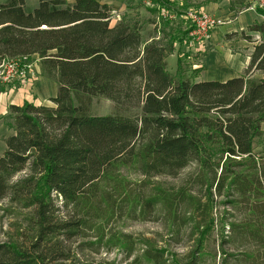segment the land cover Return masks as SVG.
I'll return each mask as SVG.
<instances>
[{
	"label": "trees",
	"instance_id": "16d2710c",
	"mask_svg": "<svg viewBox=\"0 0 264 264\" xmlns=\"http://www.w3.org/2000/svg\"><path fill=\"white\" fill-rule=\"evenodd\" d=\"M152 2L144 6L151 17L130 7L113 23L111 7L98 0H38L32 10L25 0L0 3V59L36 55L58 85L52 106H8L0 264H78L85 249L112 248L122 261L95 264H184L114 224L162 214L179 229L195 210L206 229L215 205L223 242L238 250L229 256L264 264V154L254 149L264 134V40L242 76L197 81L201 66L187 68L179 55L175 71L167 68L176 44L189 45V29L173 25V0ZM235 3L239 12L247 0ZM144 24H153L146 42ZM248 30L264 38V20ZM94 97L110 100L113 111L92 113ZM183 170L178 185L160 179ZM205 238L185 264L201 258Z\"/></svg>",
	"mask_w": 264,
	"mask_h": 264
},
{
	"label": "rangeland",
	"instance_id": "374dc122",
	"mask_svg": "<svg viewBox=\"0 0 264 264\" xmlns=\"http://www.w3.org/2000/svg\"><path fill=\"white\" fill-rule=\"evenodd\" d=\"M6 1L7 0H0V3H4ZM25 3L26 6L32 10L38 5V0H25ZM132 3H134L133 7L136 8L130 10L131 15L133 16L136 15L141 20H145L146 18L151 17L150 13L144 7L145 5L143 4V0H135V1L133 0ZM179 7L182 8L183 6H179ZM189 8L197 9L195 7L188 6L185 8L183 7L182 11L181 10L175 11V9H173L170 12L172 16L174 15V13L176 14L173 23L174 26H182L183 27L182 29L184 28L189 29V25H190L189 21L181 16L178 17V14L183 15L185 11ZM228 20H225L224 18L223 22L226 23L228 22ZM114 21L116 20H111L110 23H113ZM223 24H220L217 27ZM151 30L152 27L150 24H144L142 31V39L148 36ZM252 36H253L252 38H254L255 33H253ZM259 37L260 38L257 41L253 39L254 43L256 42L259 43L260 41L264 40V38L260 34ZM200 45L202 47V43ZM175 47H176L175 52L166 58L167 68L171 72L175 71L178 55L180 56L181 61H183L184 66H186L187 68H190L191 65L196 67L197 65L201 64L199 62V54L201 53V50H199V46L198 47L192 46L186 48V46L184 47L183 44L180 45L177 43ZM188 49L189 51L187 52L186 50ZM186 53H188V56H186L187 55ZM26 62L31 64L33 73L24 81L23 84L20 82H15L10 84L0 82V93L4 92V89L5 87H7V85L11 86V84H13V86L15 87L18 86L23 87L20 88L22 90L21 96L17 97L15 96L16 93L14 95V93H10V92H7V94L5 93L2 96L0 95V154H2L5 150V138L13 133V130L8 126V123L10 121V119L7 116L8 106L12 103L20 102L22 96H25L26 100L31 99L30 101L38 104H47L48 96L56 95L57 93L58 85L56 81L53 78H48L44 76L42 69L38 64L39 62L37 56L36 55L28 56ZM254 75L258 76V72H255ZM112 111H113V104L110 100L102 97L92 98V105H91L92 113L109 114ZM254 149L256 152H260L264 154V134L260 139H257L255 141ZM186 172L187 170H183L177 177H160V179L169 185L172 186L178 185L179 183L183 182ZM178 211H182V209L179 208ZM212 211H213L212 215L215 218L214 221L215 223L213 224L212 227L210 226L206 229L203 228V225L201 227V224L203 222H201L199 212L195 210L193 211V213L191 210H189V212L187 213L188 215L190 213L189 216L193 217L194 219L188 218L187 222L181 224L179 229H177L174 224L172 226L173 220L166 219L162 214H159L155 218H151L144 221H137L130 219L119 221L114 224V227L115 230L120 229L121 231L132 234L134 237L152 238L153 240L156 241L157 245H164L169 252L176 253V255H178V258L181 259L184 264L191 257H193V255H196L198 253L196 243L199 242L201 239H203V236H205L207 238V239L205 238L206 247L204 248V251H202V253L199 254L202 256L201 258L196 260V264H220L221 260L224 257L228 258L229 264H236L237 258L235 259L234 256H229V254L237 253L238 250L235 249L232 244L223 242L225 235L224 229L226 228H222L221 225L219 224L218 219H216L217 218L216 216H218V213L221 211V207H219V205H215ZM196 221H197V225H199L200 227L198 226V228L192 229L193 223ZM6 226H7V218H5L4 216L0 217V227L5 228ZM1 239L4 238L0 230V240ZM122 258H123V252L121 249L112 248V249H108L107 251L105 249H101L99 253H95L93 251L85 249L84 253L81 254L80 256V261L78 262V264H86V263L95 264L96 262L101 260L114 261L115 263H117L119 261H122Z\"/></svg>",
	"mask_w": 264,
	"mask_h": 264
},
{
	"label": "crops",
	"instance_id": "0c3cea01",
	"mask_svg": "<svg viewBox=\"0 0 264 264\" xmlns=\"http://www.w3.org/2000/svg\"><path fill=\"white\" fill-rule=\"evenodd\" d=\"M66 1L68 3H72L74 0H66ZM98 1L100 3L108 4L111 7L112 12L115 11L120 15L127 12L128 9H131L130 7H133L134 4L132 3L133 0H98ZM233 1H234V5L232 6L231 2ZM235 2L236 0H173V9H175V11L177 10L182 11L183 7L185 8L191 6L199 10H203L214 16H217L220 19L223 20L224 18L225 20L229 19L228 22L212 30L208 38L202 42V47L199 48V50H201V53L199 54V62L201 63L199 66H201V69L199 71L198 76L196 77L197 81H202V80L225 81L227 79L242 76L244 74L245 68L247 67L249 62V55L253 50L255 43L253 41L254 38H252V41H248L245 38H242L240 34L242 32H244L246 35L248 34L251 36L253 35V33L256 34L257 32L249 31L248 28L253 23L262 22L264 20V17L258 14L257 12L248 11V10L237 12L236 14V11H238L237 9H239L238 8L239 6ZM179 6H183V7L181 8ZM179 16L184 18V14L183 15L179 14ZM175 17L176 14L174 13V15L172 16L173 21ZM150 25L153 28V24ZM149 37L150 35L144 37L142 39L143 42H146L149 39ZM185 46L186 45H184V47ZM188 47H192V46L189 44L186 46V48ZM186 51L188 52L189 49ZM186 54H187L186 56H188V53ZM20 88L23 87L21 86L15 87L13 86V84H11V86L7 85V87H5L4 89V92L0 93V95L2 96L5 93L7 94V92H10V93H14V95L16 93L15 96L17 97L21 96L22 90ZM53 96L55 95L48 96L47 104H38L30 101L31 99L26 100L25 96H22L20 102L12 103V104L21 105L26 101L36 105L52 106L53 104L49 99ZM262 129L264 131V123L262 124Z\"/></svg>",
	"mask_w": 264,
	"mask_h": 264
},
{
	"label": "built area",
	"instance_id": "2783aa9c",
	"mask_svg": "<svg viewBox=\"0 0 264 264\" xmlns=\"http://www.w3.org/2000/svg\"><path fill=\"white\" fill-rule=\"evenodd\" d=\"M145 6H153L152 0H143ZM258 9L264 10V0H247L246 6L242 11H257ZM161 14L164 16L166 10L160 8ZM171 14V13H170ZM111 20H118L120 14L113 11L111 12ZM172 17V15H169ZM184 18L189 21V44L191 46L201 47V43L208 38L210 32L220 24L223 20L219 17L209 14L203 10L189 8L184 13ZM259 34H255L254 40H259ZM257 43V42H256ZM25 57L15 58H1L0 59V82L2 83H15L24 81L32 75L33 69L30 63L26 62Z\"/></svg>",
	"mask_w": 264,
	"mask_h": 264
}]
</instances>
